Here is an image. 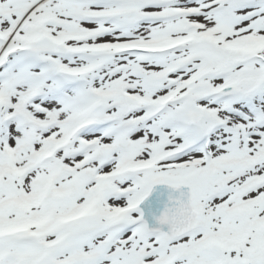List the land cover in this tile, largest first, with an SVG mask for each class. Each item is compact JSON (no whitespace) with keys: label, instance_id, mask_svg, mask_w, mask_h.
<instances>
[{"label":"snow or ice","instance_id":"6c2138e0","mask_svg":"<svg viewBox=\"0 0 264 264\" xmlns=\"http://www.w3.org/2000/svg\"><path fill=\"white\" fill-rule=\"evenodd\" d=\"M0 264H264V0H0Z\"/></svg>","mask_w":264,"mask_h":264}]
</instances>
